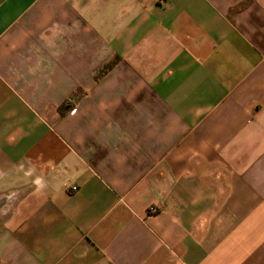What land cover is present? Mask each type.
Returning <instances> with one entry per match:
<instances>
[{"label":"crops","instance_id":"0c3cea01","mask_svg":"<svg viewBox=\"0 0 264 264\" xmlns=\"http://www.w3.org/2000/svg\"><path fill=\"white\" fill-rule=\"evenodd\" d=\"M0 264H264V0H0Z\"/></svg>","mask_w":264,"mask_h":264},{"label":"trees","instance_id":"16d2710c","mask_svg":"<svg viewBox=\"0 0 264 264\" xmlns=\"http://www.w3.org/2000/svg\"><path fill=\"white\" fill-rule=\"evenodd\" d=\"M115 60H113L112 62H109L107 64H105L103 66V68L100 70V72L98 73V76H100L101 74H103L106 70H108L113 64H114ZM67 109V106H61L58 111L63 114Z\"/></svg>","mask_w":264,"mask_h":264},{"label":"built area","instance_id":"2783aa9c","mask_svg":"<svg viewBox=\"0 0 264 264\" xmlns=\"http://www.w3.org/2000/svg\"><path fill=\"white\" fill-rule=\"evenodd\" d=\"M157 211H158L157 207H149L148 208L149 214H155V213H157Z\"/></svg>","mask_w":264,"mask_h":264}]
</instances>
